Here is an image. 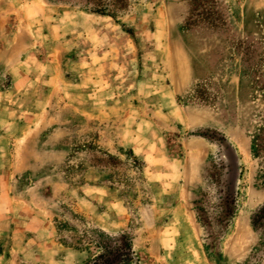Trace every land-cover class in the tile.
<instances>
[{"label":"rangeland","instance_id":"obj_1","mask_svg":"<svg viewBox=\"0 0 264 264\" xmlns=\"http://www.w3.org/2000/svg\"><path fill=\"white\" fill-rule=\"evenodd\" d=\"M262 60L264 0H0V264H264Z\"/></svg>","mask_w":264,"mask_h":264},{"label":"trees","instance_id":"obj_2","mask_svg":"<svg viewBox=\"0 0 264 264\" xmlns=\"http://www.w3.org/2000/svg\"><path fill=\"white\" fill-rule=\"evenodd\" d=\"M93 12L102 14V15H109V13H106L105 9H93ZM109 16H114V13H112ZM248 52L249 50H246L244 53V56H246L242 61L248 62ZM260 63L264 64V61H259ZM260 67V66H259ZM257 77L254 76V81ZM264 216V207L261 208L257 214L255 215V218H259ZM252 220V224H253ZM100 250L102 251L99 255L96 257H93L92 259L88 260L84 264H135L136 258L133 251V248L131 246V243L128 241H121V242H115L113 245H106L100 247Z\"/></svg>","mask_w":264,"mask_h":264},{"label":"water","instance_id":"obj_3","mask_svg":"<svg viewBox=\"0 0 264 264\" xmlns=\"http://www.w3.org/2000/svg\"><path fill=\"white\" fill-rule=\"evenodd\" d=\"M228 151V150H227ZM229 152V151H228ZM231 159V158H230ZM232 160V159H231ZM231 176H232V183L233 185H235L237 183V179H238V167H237V160H233V163L231 162Z\"/></svg>","mask_w":264,"mask_h":264},{"label":"crops","instance_id":"obj_4","mask_svg":"<svg viewBox=\"0 0 264 264\" xmlns=\"http://www.w3.org/2000/svg\"><path fill=\"white\" fill-rule=\"evenodd\" d=\"M155 240L157 241V239H155ZM155 245H156V243H153V244H152V246H155Z\"/></svg>","mask_w":264,"mask_h":264}]
</instances>
